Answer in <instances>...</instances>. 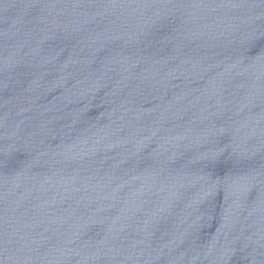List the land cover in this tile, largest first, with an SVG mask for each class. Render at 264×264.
<instances>
[{
  "label": "water",
  "instance_id": "1",
  "mask_svg": "<svg viewBox=\"0 0 264 264\" xmlns=\"http://www.w3.org/2000/svg\"><path fill=\"white\" fill-rule=\"evenodd\" d=\"M0 264H264V0H0Z\"/></svg>",
  "mask_w": 264,
  "mask_h": 264
}]
</instances>
